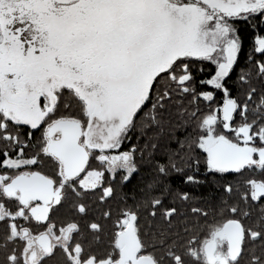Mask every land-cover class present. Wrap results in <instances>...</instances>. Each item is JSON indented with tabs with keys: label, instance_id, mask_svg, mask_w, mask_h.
<instances>
[{
	"label": "snow or ice",
	"instance_id": "1",
	"mask_svg": "<svg viewBox=\"0 0 264 264\" xmlns=\"http://www.w3.org/2000/svg\"><path fill=\"white\" fill-rule=\"evenodd\" d=\"M262 28L264 0H0V264H264ZM201 168L212 197L174 186Z\"/></svg>",
	"mask_w": 264,
	"mask_h": 264
},
{
	"label": "trees",
	"instance_id": "2",
	"mask_svg": "<svg viewBox=\"0 0 264 264\" xmlns=\"http://www.w3.org/2000/svg\"><path fill=\"white\" fill-rule=\"evenodd\" d=\"M240 27H241V32H242L243 39H244V50L246 52L251 43L252 30L244 23H241ZM261 30H264V28H262ZM220 96L221 94L217 92V100L220 99ZM199 178L202 181H207V182L199 184V185L183 184L181 182L180 177H177V176L172 177V180H173V184L175 187H178L182 190L190 191L197 197H205V198L212 197L213 193H215L217 189V186L214 185L212 182L213 178L210 175H205L203 168L200 169ZM226 178H229V177H226Z\"/></svg>",
	"mask_w": 264,
	"mask_h": 264
}]
</instances>
